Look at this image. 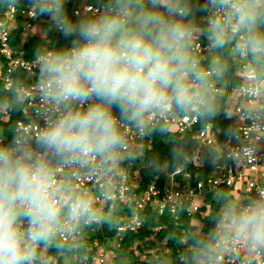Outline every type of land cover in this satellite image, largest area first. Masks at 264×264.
<instances>
[{"label": "clouds", "instance_id": "obj_1", "mask_svg": "<svg viewBox=\"0 0 264 264\" xmlns=\"http://www.w3.org/2000/svg\"><path fill=\"white\" fill-rule=\"evenodd\" d=\"M67 0H0L49 18L70 43L45 42L30 59L35 80L14 79L0 110H32L0 135V264H45L42 251L109 215L93 191L59 179L60 169L104 178L141 152L130 140L167 131L172 116L212 117L229 63L246 59L264 77V0H94L73 18ZM207 41L208 58L196 47ZM250 111H260L253 107ZM238 139V130L226 132ZM174 159L182 155L173 148ZM222 146L210 149V162ZM254 146L224 152L251 156ZM191 264H218L221 251L264 254V187L224 196L208 238L189 234Z\"/></svg>", "mask_w": 264, "mask_h": 264}, {"label": "built area", "instance_id": "obj_2", "mask_svg": "<svg viewBox=\"0 0 264 264\" xmlns=\"http://www.w3.org/2000/svg\"><path fill=\"white\" fill-rule=\"evenodd\" d=\"M94 6V0L85 4L77 3L73 7V15L78 17L84 12H91ZM16 16L28 18L23 24L22 36L25 33H35L31 28L39 23L38 16H33L30 11L16 5L9 6L4 11V16L0 18V83L6 91L19 70L27 74L29 81L26 83L35 80L36 69L30 63V59L25 57L24 42L28 34L24 35L25 39L21 37L18 45H12L10 42L11 31L8 22ZM46 18L49 23V18ZM53 32L52 35L56 32L60 33L55 29ZM52 35L50 38L53 37ZM196 47L206 60L209 55L207 41L201 38L197 41ZM236 76L241 83L232 85L227 90L223 113L225 118L231 121L232 129L238 130L239 138L235 139L229 135L222 138L221 134L223 131L227 132V129L210 121L200 127L201 118L196 115L166 118L163 123H167L173 131L179 134H190V148L182 164L171 172L165 171L167 177L163 183L159 182L162 173L159 172L143 186L140 184L139 176L127 170L125 164L118 175L108 179L107 183L110 187L107 191L97 190L105 182L104 178L99 176H81L75 172L60 169L58 178L71 181L76 188L93 191L97 206L108 215L118 211L126 213L124 208L131 210L129 215L119 217L116 225L117 234L114 237L118 241L122 240L126 231L136 232L143 226L145 216L141 215V212L149 207L154 208L158 216L168 211L177 220L180 213L185 211L191 220H196V223L200 224V220L194 218L195 214L199 212L201 217L204 216L202 208L206 205V201L210 197L216 198L222 186L230 189L228 194L230 197L245 198L253 195L258 188L264 187V77L258 79L256 69L246 59H239ZM218 84L219 82L216 89L218 94H221L223 89ZM32 106L30 102L21 111L23 118L15 123L22 122L25 114L32 110ZM253 107H259L260 111H250ZM0 114L1 120L7 122L11 111L0 110ZM147 135L140 137L132 133L130 140L142 148ZM214 145L222 146L220 157L215 162H211L212 168L204 179L193 182V178L199 173L197 169L204 167L210 149ZM250 145L254 146L251 156L241 154L238 159H230L224 155V152ZM190 164H193L194 169L189 167ZM160 170L164 171L162 168ZM106 222L100 220L64 234L57 244L50 247L63 248L79 243L86 244L89 230L96 232L103 228ZM91 242L85 245L88 254L83 257L74 255L78 264H113V259H108V252L100 245L101 242L97 239ZM50 247L43 249V260L45 264H57L59 259L55 256L56 254H49ZM62 252L65 254L64 251ZM217 261L218 264H264V254L250 255L244 247L233 246L230 250L221 251Z\"/></svg>", "mask_w": 264, "mask_h": 264}, {"label": "trees", "instance_id": "obj_3", "mask_svg": "<svg viewBox=\"0 0 264 264\" xmlns=\"http://www.w3.org/2000/svg\"><path fill=\"white\" fill-rule=\"evenodd\" d=\"M76 0H67L66 8L72 17H75L73 15V7L75 5ZM89 1V0H88ZM92 1V0H90ZM85 3V1L77 2ZM76 3V4H77ZM9 6H0V18L4 16V11ZM39 20H43L44 22H47L46 16H38ZM28 20V18H24L22 16H16L13 17L9 22L8 26L11 31V39L10 42L12 45H18L21 41L22 33H23V24ZM49 25V23L47 22ZM47 26V25H46ZM46 30H49V26L45 27ZM52 32V30L50 29ZM54 37V35H52ZM55 38V37H54ZM70 39H66L61 33H58L56 36V40L53 44L56 45H64L67 43H70ZM43 39L34 34L29 33L27 35V38L24 42V49L26 51L25 57L28 59H32L35 55L36 50L42 45ZM207 59L205 60V62ZM237 66L234 64V62H230L228 68L224 72L221 80L219 81V86L221 89H223V92L219 94L220 99V108L218 112L212 116V117H200V127H202L207 122H213L216 125L222 126L223 128L229 130L233 128V125L231 124V121L229 119H226L223 113V105L226 101V92L232 85H239L241 83L240 79L236 76ZM14 79H19L21 81H29V78L27 74L21 70L17 71L14 75ZM7 91L4 90L2 84L0 83V100H3L6 97ZM22 113L21 111H11L10 118L7 122H3L1 120V114H0V135H3L5 137L10 138V132L13 124L18 119H22ZM167 127V131L164 133H160L158 131H153L150 134H148L144 140L143 146L141 148V151L145 154V161L148 162V164L141 170L142 174V185H146L152 178H154L156 171L161 166H167V172L173 171L178 165L182 164L184 156L189 152L190 148V134H179L175 131H172L167 123H164ZM226 135V132L223 131L221 134V137L224 138ZM166 136H173V140L171 144L166 145L164 142L163 137ZM177 146L182 151V155L179 158L174 159L173 155V147ZM127 163V161H126ZM189 167L191 169H194L193 164H190ZM212 166L210 162V156L207 158L204 167L198 168L199 171L197 177L193 178V182H196L197 180L204 179L205 176L210 172ZM167 172H162L160 174V183H163V181L167 177ZM230 189L226 186H222L219 190V195L216 198H208L207 204L202 208L204 211V216L201 217L199 212L195 214L194 218L200 220V224L196 223V220H191L189 216L186 215L185 211H182L180 213V217L175 219L172 214L168 211L164 212L161 216H158L156 210L152 207H149L147 210H144L141 212V215L144 214V224L143 226L136 232L134 231H126L124 233V236L122 238L120 249L118 253L115 255L113 262L114 264H136L134 260L135 258V252L132 248V244L135 242V240L142 239L145 235L151 234V230L149 228L151 227H158L159 230L157 231V236L159 239L165 238L169 234H173L172 237L169 239L168 246L173 249V255H178V252H176V244L180 238L181 235V229L186 230L188 227L195 229L198 228L200 230L199 235L202 238H208L215 230V227L217 225V211L219 207L221 206L223 202V197L228 196ZM126 213H122V211H118L115 214L118 217L129 215L131 212L130 209L127 210V208H124ZM113 226V227H112ZM104 223L103 225V231H106L107 235H110V237L115 236L117 233V229L115 226V223L113 225ZM115 226V227H114ZM101 233V232H100ZM98 233L96 235V238L102 242V235ZM94 236H91L90 238H87L86 244L92 243ZM86 244L82 243L78 245H73L70 247H63V248H49V254L53 255L57 251H64L65 254H68L70 256L77 255L78 257H83L85 254H88L89 252L86 251ZM77 248V250H75ZM122 250V251H121ZM63 253V252H62ZM63 257L66 256H60L59 261L57 264H63ZM160 263L161 264H183V262L178 261V259H172L171 261H167V259L160 257ZM131 262H130V261ZM66 264H78V261L74 259V257H71L70 260ZM185 264V263H184Z\"/></svg>", "mask_w": 264, "mask_h": 264}, {"label": "rangeland", "instance_id": "obj_4", "mask_svg": "<svg viewBox=\"0 0 264 264\" xmlns=\"http://www.w3.org/2000/svg\"><path fill=\"white\" fill-rule=\"evenodd\" d=\"M80 1H85V3L90 2V0L89 1L88 0H76L75 2L77 3ZM85 3H83V4H85ZM46 25L49 26V30L45 29V27H47ZM31 29L35 32L34 34L40 36L43 39V44L45 42H49V41L51 43H54V41L56 40V36L58 35L56 32V34L54 35L55 38L54 37L50 38V35H52L54 33L53 32L54 29L51 28L50 24L48 25L47 22H44L43 20H39V23L33 25V27ZM50 29L52 30V32L50 31ZM25 34H28V33H25ZM25 34H23L22 39H25L27 37V35H26V37L24 38ZM47 39H49V40H47ZM233 62L238 68L239 60H235ZM163 139H164V142L166 143V145H169V144H171V142L173 140V136H166V137H163ZM174 147L177 148V146H174ZM124 164L127 166V170H129L133 174L136 173L139 176L140 184H142L143 180H142L141 170L148 164V162L145 161L144 152L141 151L135 160L127 161V163L125 162ZM148 166H149V164H148ZM160 168H162V170H164V171H161ZM167 169L168 168L166 165L161 166L157 169L156 174H158L159 172H165V171H167ZM127 210H128V208H127ZM109 217H110V219L106 222V224H110L112 226L115 223V226H116L119 222V217L115 214V212L111 213L109 215ZM149 230H151V234H149L147 236L145 235L142 239L135 240V242L130 247L135 252V258L130 259V260H134L136 264H161L160 263V260H161L160 257H163V258L167 259L168 262L171 261L173 258L174 259L176 258V259H178V261L183 262V264L184 263L185 264H191V260L189 257V250L192 247V243H191V240L189 239V234L193 231L200 233V230L198 228L192 229V228L188 227V229H186V230L181 229L180 238H179L177 244L175 245L176 246V252H178V255H175V256L173 255V249L168 246L169 239L172 237L173 234H169L165 238L159 239L157 234H156L157 231L159 230L158 227H152V228L150 227ZM98 233H100V235H102V242L100 243V245L105 250H107L108 259H111V258L114 259L115 255L118 253V251L120 249V244H121L122 240L118 241V240L114 239V237L116 236L117 233L115 234V236L110 237V235L106 234V231H103L102 227L96 232L89 230V232H88L89 237L88 238H90L91 236H94L93 240L97 239L96 235ZM57 252L55 253L56 254L55 256L58 259L61 255L66 256V257H63V260H62L63 264H66V262H68V260H70L71 257H74V256H70L68 254L57 253ZM113 264H114V262H113Z\"/></svg>", "mask_w": 264, "mask_h": 264}]
</instances>
